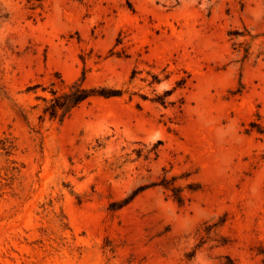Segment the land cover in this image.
<instances>
[{
  "label": "rangeland",
  "instance_id": "374dc122",
  "mask_svg": "<svg viewBox=\"0 0 264 264\" xmlns=\"http://www.w3.org/2000/svg\"><path fill=\"white\" fill-rule=\"evenodd\" d=\"M35 6L0 0V264H264V0ZM80 80L122 94L45 117Z\"/></svg>",
  "mask_w": 264,
  "mask_h": 264
},
{
  "label": "trees",
  "instance_id": "16d2710c",
  "mask_svg": "<svg viewBox=\"0 0 264 264\" xmlns=\"http://www.w3.org/2000/svg\"><path fill=\"white\" fill-rule=\"evenodd\" d=\"M29 3H32L33 5L32 10H36L39 6H35V3H42V0H29ZM51 93L52 98L47 102V106L44 108L43 113L44 116H48L50 120H57L60 123L64 122L74 110L79 108L83 103L87 102L93 97L98 96L111 98L118 97L122 94L120 91L106 92L104 90L95 91L87 89L83 84V80L73 83L68 87L67 91L63 93H59L55 90H53ZM252 127L253 129H256L259 134H264V129L260 125L253 124ZM160 144L161 142H158V145ZM0 149H2L6 155H11L15 150V145L10 139L4 138L0 140ZM174 183L175 179H173V182H165V184H162V187L165 190L171 192V197L174 199V201H176L179 205H184L185 199L182 194L183 191L181 188L175 186ZM190 191L196 192L197 190L190 188ZM140 192L141 190L136 191L132 197L125 199L122 205L125 206L129 204Z\"/></svg>",
  "mask_w": 264,
  "mask_h": 264
}]
</instances>
